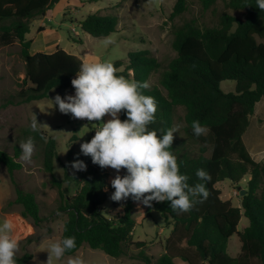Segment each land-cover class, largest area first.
Segmentation results:
<instances>
[{"label": "trees", "instance_id": "obj_1", "mask_svg": "<svg viewBox=\"0 0 264 264\" xmlns=\"http://www.w3.org/2000/svg\"><path fill=\"white\" fill-rule=\"evenodd\" d=\"M57 1L0 0V46L19 43L25 72L20 89L8 99L10 104L41 100L51 89L72 86L71 80L82 60L59 47L50 53H32V41L27 38L31 20L44 16ZM200 1L208 9L218 0ZM220 1L241 15L223 11L217 23L211 26L194 20L172 25L171 45L176 55L160 71L158 84L150 86L148 83L150 75L161 66L148 50L129 52L125 63L113 62L117 75L149 85L141 90L157 101L155 120L148 125L149 130H156L158 136L169 129L177 130L169 151L177 157L181 174L189 177V185L205 183L209 192L203 203H196L188 212H174L166 201L152 202L171 225L164 239V252L153 264H174L175 259L186 264H264V163L250 155L243 140L255 104L264 102V11L256 7V0ZM188 2L175 0L170 20L182 14ZM78 23L84 33L101 38L116 31L117 17L98 11L87 14ZM42 29L43 26H38V31ZM69 38L82 43L79 37L69 34ZM121 66L123 69L117 70ZM225 80L235 82L233 91L222 90L220 84ZM120 118H126L123 111ZM175 119L182 121L184 137L178 135L181 132L175 127ZM194 120L206 129L200 137L193 134ZM258 121L264 126V118ZM24 133L43 143V167L50 174V184L58 191L54 212L66 214L60 239L76 237V248L65 255L75 253L83 244L112 257H119L132 246L143 253L145 242L133 239L135 222L130 201L121 213L106 212L109 189L113 188L107 182L106 167L101 168L90 159L85 170L74 175L65 170L64 176L58 178L53 174V162L59 159L56 139L42 128L39 131L26 128ZM71 154L68 150L67 160ZM19 155L18 146L13 154L0 149V166L9 172L16 193L7 205L20 204L21 216L39 224L43 217L34 193L21 188L13 178V171L22 166L17 160ZM197 169H204L211 180H199L195 174ZM243 178H246V192L240 197V206L221 198L217 182L227 179L238 185ZM73 183L76 190L69 194L68 185ZM242 216L247 224L238 230ZM234 234L239 238L240 247L231 255L227 248ZM36 239L29 236L26 243ZM32 257L25 249L22 254H16L15 259L17 264H27ZM143 258L146 264L151 262L148 257Z\"/></svg>", "mask_w": 264, "mask_h": 264}, {"label": "rangeland", "instance_id": "obj_2", "mask_svg": "<svg viewBox=\"0 0 264 264\" xmlns=\"http://www.w3.org/2000/svg\"><path fill=\"white\" fill-rule=\"evenodd\" d=\"M174 2L175 0H58L46 10L45 16H37L31 20L27 38L34 41H32L31 48L35 49L37 45L35 41L43 40L46 45H49L57 36L59 47L76 55L82 61L90 59L113 63L116 60H122L125 63L129 52L148 50L150 55L161 64L159 70L153 72L148 79L151 86L158 84L160 71L176 55L171 45L172 25L194 20L199 24L211 26L217 23L218 16L223 11L235 16L241 15L226 8L220 0L208 9L203 7L200 0H189L187 9L170 20L169 16ZM98 11L112 13L117 17L116 31L106 37H92L84 33L78 23L87 14ZM38 26H43L45 32L38 31ZM69 34L81 38L82 43L73 42ZM123 66L117 70H122ZM24 73V62L20 55L19 43L0 46V149L13 154L15 146L19 147L20 143L32 139L34 143L32 159L30 162L21 160L20 149L17 160L22 166L13 171V178L21 188L34 193L43 220L39 224H34L31 218L21 216L20 204L7 205L9 200L15 198L16 193L9 172L4 166H0V221L5 220L2 212L8 213V219L13 221L12 236L18 241L17 255L22 254L26 249L33 254L27 264H47L49 253L45 249L49 240L60 239L66 214L54 212L58 205V191L50 184V174L43 167V143L33 139L30 134H25L24 129L31 130L30 124L35 115L37 122L41 124L39 128L46 130L56 139L59 159L53 162V174L62 178L65 170L69 175H74L79 171L72 167L74 161L82 160L87 164L91 159L90 156L81 153L80 145L90 141L94 136L95 130L92 124L97 121L89 122L87 119L73 118L70 113L63 114L58 106H53L52 100L57 94L62 98L65 95H74L73 86L51 89L47 97L41 100L10 104L8 99L14 97L20 89ZM220 87L224 91H233L235 82L225 80L221 82ZM178 114L181 116L182 110L179 109ZM263 118L264 114L257 109L248 127L246 137H250L255 142L256 149L264 147V126L258 121ZM175 122V127L181 132L178 135L184 137L181 129L182 121L175 119ZM68 150H71L72 154L67 160ZM259 161L264 163V154ZM106 170L109 174L107 182L110 184L117 172L110 167H106ZM125 171L121 169L120 175H124ZM245 181L246 178H243L238 185H234L225 179L217 182L216 187L220 189L222 199H229L232 205L240 206V188L245 189ZM75 190L76 184L68 185L69 194H73ZM113 192L114 188L109 189L110 196ZM127 201H130L132 205V218L135 222L132 231L133 239L145 242L143 253L141 249L132 246L119 257H112L100 249H92L87 244H83L73 255H64L61 260L53 258L51 264H68L69 259L74 257H80L84 264H146L143 257H148L151 261L149 264H153L155 259L164 252V239L169 235L171 225L152 205L146 206L141 201H134L131 197L119 202L108 199L105 204L106 212L110 215L121 213ZM246 224L247 219L242 216L238 230ZM29 236L37 237V239L26 243V238ZM239 247V238L237 234H234L230 238L227 252L233 255L239 251ZM174 264L186 263L175 259Z\"/></svg>", "mask_w": 264, "mask_h": 264}, {"label": "clouds", "instance_id": "obj_3", "mask_svg": "<svg viewBox=\"0 0 264 264\" xmlns=\"http://www.w3.org/2000/svg\"><path fill=\"white\" fill-rule=\"evenodd\" d=\"M256 7L264 11V0H256ZM71 85L75 94L64 98L57 94L52 100L53 106H58L63 114L70 113L73 118L97 121L92 124L94 136L83 142L80 150L91 157L93 164L116 170L111 180L112 201L131 197L146 206H151L153 201H166L174 212L180 213L190 211L196 203L208 198L205 183L189 185V177L181 174L177 157L169 151L177 130L169 129L162 136H158L156 130H149L148 125L155 120L157 101L142 93L141 90L149 86L146 82L117 75L112 62L85 59ZM122 111L126 116L123 120L120 118ZM106 114L111 119L104 122L102 117ZM39 125L34 115L31 130L39 131ZM191 127L196 137L206 131L198 120H194ZM19 148L20 159L30 162L34 152L32 139L20 143ZM72 167L85 170L86 164L76 160ZM121 169L126 170L124 175H120ZM195 174L201 181L211 180L204 169H197ZM13 228L12 220L0 221V264H17L18 241L12 236ZM74 248L75 236L49 240L45 249L49 253L47 264H51L53 258L61 260ZM68 264H84V261L74 257Z\"/></svg>", "mask_w": 264, "mask_h": 264}, {"label": "crops", "instance_id": "obj_4", "mask_svg": "<svg viewBox=\"0 0 264 264\" xmlns=\"http://www.w3.org/2000/svg\"><path fill=\"white\" fill-rule=\"evenodd\" d=\"M45 16V15H44ZM42 32L41 33H44L45 32V29L43 28L41 30ZM33 41V40H31ZM34 42V41H33ZM36 42V47L35 49H32L30 48V51L32 53L34 52H38V51H42V52H47V53H50V52H53L55 51L58 47H59V37L55 36L54 39L51 41V43L49 45H46V43L41 40L40 41H35ZM31 47H32V43H31ZM60 48V47H59ZM67 52V51H66ZM69 53V52H68ZM260 110L262 111V113L264 114V102L261 100L259 102H257L254 106V112L256 113V110ZM108 119H111V117L109 115H105L103 117V121L106 122ZM249 127V126H248ZM248 134V128L247 130L245 131L244 133V136H243V140H244V143L250 153V155L257 161H259V159L262 157V155L264 154V147L262 148H257L256 149V145H255V142L250 138V137H246ZM247 138V139H246ZM0 209H1V205H0ZM2 215L5 217V219H8V213L6 212H2ZM237 253V252H236ZM235 253V254H236ZM73 255V254H71ZM71 255H68V256H71ZM234 255V254H233Z\"/></svg>", "mask_w": 264, "mask_h": 264}, {"label": "water", "instance_id": "obj_5", "mask_svg": "<svg viewBox=\"0 0 264 264\" xmlns=\"http://www.w3.org/2000/svg\"><path fill=\"white\" fill-rule=\"evenodd\" d=\"M246 190L244 188H240V196L244 195Z\"/></svg>", "mask_w": 264, "mask_h": 264}]
</instances>
